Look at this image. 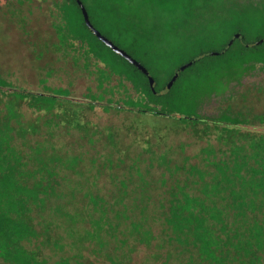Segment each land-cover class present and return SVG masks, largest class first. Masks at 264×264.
I'll use <instances>...</instances> for the list:
<instances>
[{
    "label": "trees",
    "instance_id": "1",
    "mask_svg": "<svg viewBox=\"0 0 264 264\" xmlns=\"http://www.w3.org/2000/svg\"><path fill=\"white\" fill-rule=\"evenodd\" d=\"M25 1L32 0H18ZM81 1L93 26L144 65L155 84L151 87L148 75L92 32L76 0H52L59 16L53 51L96 73L98 84L96 92L88 88L85 101L74 99L68 87L47 85L58 71L49 65L39 68L40 90L16 86L0 72V259L5 264H74L69 257L85 255L50 263L40 246L46 237L58 248L63 236L53 234L56 218L82 225L89 218L96 228L93 236L105 235L98 243L100 257L114 239L128 247L133 241L148 247L157 241L159 248H168L162 264H264V130L257 129L264 127V115L251 118L250 109L235 111L230 103L220 105L217 115L202 112L214 99L228 102L244 78L264 70V0ZM36 45L33 53L41 59L50 48ZM175 73L178 78L169 88ZM114 77L117 85H111ZM129 85L138 97L127 93L116 100L118 87L129 91ZM97 104L121 117L132 114L127 119L134 136L149 143L129 164L127 176L115 173L119 189L110 199L73 185L74 178L86 176L84 161L56 145L72 130L87 138L99 135L81 118L84 108ZM28 111L36 117L28 118ZM151 116L166 121L151 123L146 120ZM125 121L102 134L115 147ZM146 123L158 141L181 128L199 138L215 135L220 146L201 147L200 163L188 156L177 161L169 149L156 152L142 138ZM106 158L105 168L119 167ZM158 162L163 166L155 181L151 173ZM101 171L97 168L99 176ZM130 183L139 191H130ZM79 202L86 212L70 213L69 205Z\"/></svg>",
    "mask_w": 264,
    "mask_h": 264
},
{
    "label": "rangeland",
    "instance_id": "2",
    "mask_svg": "<svg viewBox=\"0 0 264 264\" xmlns=\"http://www.w3.org/2000/svg\"><path fill=\"white\" fill-rule=\"evenodd\" d=\"M51 8H53V15L50 12ZM18 9H21L22 13H19ZM57 13L52 0H32L25 1L23 4H19L18 0H0V72L5 76H9L16 86L29 90H40L42 85L39 82V68L49 65L58 71L50 77L47 85L68 87L72 91L74 99L86 101L85 96L89 91L88 88H92L96 92V85L98 84L97 74L83 70L81 65H75L72 56H65L64 58L59 52L53 51L52 43L58 42L54 27L55 24L59 23ZM25 16L26 29L30 30L28 35L24 34L22 27L23 22L21 19L25 18ZM28 17H30L29 21L27 20ZM36 43L48 44L50 48L49 52L41 59H37L36 54L33 53V49L37 48ZM81 62H83V59ZM90 70H95L94 64H92ZM117 84V78L114 77L111 85ZM235 91V97L229 99L228 102L222 101L220 104L218 100L214 99L209 104H206L202 110L203 114L217 115L220 105L225 107L230 103L235 111L246 112L250 109L251 118L254 115H264V70L259 69L244 78L243 84L237 86ZM116 93V100L121 96H127V93L132 97H138L131 85H129V91H126L123 87H118ZM27 115L28 118L36 117L30 111H28ZM81 115L83 123L90 127L91 133L94 134V131H98L99 135H90L87 138L83 133L72 130L67 135L60 136L59 140H57L59 142L56 141V145L61 148L63 154L67 156L76 154L81 156L84 161L81 171L86 176L74 178L73 185L79 188H92L96 192L107 195L109 199L113 198L112 196L119 189L118 181L115 183L112 180L115 177V173L119 174L121 178L127 176L130 172L129 164L139 158L138 153L144 146H149V143H141L140 139L134 136L135 132L129 127L131 122L127 119V115L132 114L127 113L121 117L114 110L106 111L101 107V104H97L95 109H90L88 106L84 108ZM124 118H126L125 126L121 128L120 137L116 139L119 145L115 147L102 134H108L110 131L109 127L123 125ZM146 120L158 125L166 121L165 118L160 116H151ZM142 126L144 129L141 135L142 138L155 145L156 152L169 149L168 155L177 161L181 160L182 157L188 156L191 158L192 163H200L201 159L197 154H199L201 147L209 145L218 148L220 146L215 135H212L210 139L199 138L181 128L176 131H169L168 133L170 134L166 140L158 141L157 137L153 136L154 128L151 124L146 123ZM257 129L264 130V127L261 126ZM157 142H159V145H156ZM131 145L133 146L130 149H126L127 146L130 147ZM118 149H121L120 152H118ZM106 156L113 158L114 164H118L119 167L114 169L105 168L103 165L107 164ZM119 156H121V159H125V162H118L117 158ZM150 156L149 153L144 154L145 159H149ZM161 166L163 165L158 162V165L156 164L152 169L151 176L155 181L161 174ZM97 168H102L100 176ZM91 169L93 170L91 171ZM157 186H159V181ZM129 190L139 191L136 183H130ZM153 192H156L157 196L159 191L153 188ZM84 201L86 202V200ZM82 205V202L69 205L70 213L86 212ZM46 218L50 217L46 215ZM56 220V226H54L56 229L52 230L53 234L56 237L63 236L58 248L54 246V243H48L46 237H43L44 245L40 246L44 255L50 258V263H54L61 257H69L74 253L85 255L84 257H69L74 264L76 260L84 264H162V262L166 263L168 258L166 257L168 248H159L156 245L157 241H153L149 247L133 241L130 242L131 244L128 247L120 245L121 243L114 241V239L110 241L109 245L105 246V257H100L97 255L98 243L102 241L104 234L99 233L98 236H93L96 228L94 225L89 224V218H87V223L84 225L81 224V220L76 221V219L59 221L56 218ZM119 237L121 239L124 238L122 234H119ZM110 256L116 260V263L110 260ZM170 258L172 262L174 257ZM0 264L5 263L0 259Z\"/></svg>",
    "mask_w": 264,
    "mask_h": 264
},
{
    "label": "water",
    "instance_id": "3",
    "mask_svg": "<svg viewBox=\"0 0 264 264\" xmlns=\"http://www.w3.org/2000/svg\"><path fill=\"white\" fill-rule=\"evenodd\" d=\"M78 2V4L80 5L82 11H83V15L85 18V22L87 24V26L92 30V32L98 37L100 38L102 41H104L109 47H111L116 53L122 55L123 57H125L128 61H130L131 63H133L135 66H137L140 70H142L146 75H148L149 77V81H150V85L151 87L154 86L155 84V80L153 78V76L150 74L149 70L142 65L139 61H137L136 59H134L133 57H131L125 50L121 49L119 46H117L116 44H114L113 41H111L110 39H108L106 36H104L99 30H97L93 24L90 21L89 18V14L85 8V6L83 5L81 0H76ZM239 35L237 34L236 37H238ZM232 43V42H231ZM190 63H187L185 65H183L182 67H180V71L184 70L186 67H188ZM178 73H175V75L173 76V79L170 81L168 87L171 88L172 85L174 84V82L176 81V79L178 78Z\"/></svg>",
    "mask_w": 264,
    "mask_h": 264
}]
</instances>
